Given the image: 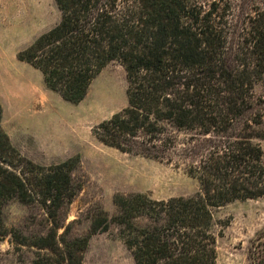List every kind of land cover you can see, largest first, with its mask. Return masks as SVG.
<instances>
[{
    "label": "trees",
    "instance_id": "obj_1",
    "mask_svg": "<svg viewBox=\"0 0 264 264\" xmlns=\"http://www.w3.org/2000/svg\"><path fill=\"white\" fill-rule=\"evenodd\" d=\"M54 1L59 21L17 58L75 103L118 61L127 104L93 135L121 152L183 160L198 190L166 199L117 193L114 214L99 211L86 235L66 242L57 222L79 189L75 158L43 165L21 154L2 127L0 103V236L7 231L2 207L17 198L39 205L56 226L32 264H82L90 236L111 223L135 264H217L215 210L264 197V153L256 141L264 124L259 114L250 116L254 85L264 76V0H212L207 9L191 0ZM180 130L191 131L182 144L173 135ZM260 247L250 249L252 264H264Z\"/></svg>",
    "mask_w": 264,
    "mask_h": 264
},
{
    "label": "rangeland",
    "instance_id": "obj_2",
    "mask_svg": "<svg viewBox=\"0 0 264 264\" xmlns=\"http://www.w3.org/2000/svg\"><path fill=\"white\" fill-rule=\"evenodd\" d=\"M191 1L207 9L212 0ZM59 19L54 0H0L1 124L21 154L36 163L50 165L75 158L71 172L79 189L57 222V237L70 242L88 233L99 211L114 214L117 193L145 192L166 199L192 195L198 183L185 172L183 160L168 162L121 152L93 135L94 126L127 104L126 73L118 61L106 65L84 99L75 103L50 89L38 69L17 58L19 50ZM252 92L255 107L250 116L259 114L263 126L264 76ZM173 135L182 144L191 131H175ZM256 141L264 153V138ZM214 215L219 232L216 263L252 264L250 249L257 244L264 248V236L260 237L264 233V197L229 202ZM2 216L7 231L0 236V264H32L38 251L44 253L38 245L55 230V223L39 205L17 198L3 205ZM82 264L135 263L119 227L111 223L90 236Z\"/></svg>",
    "mask_w": 264,
    "mask_h": 264
}]
</instances>
